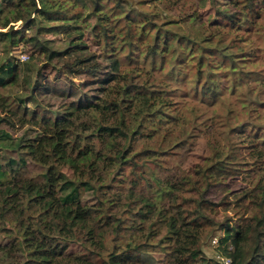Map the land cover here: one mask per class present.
<instances>
[{
  "label": "trees",
  "instance_id": "16d2710c",
  "mask_svg": "<svg viewBox=\"0 0 264 264\" xmlns=\"http://www.w3.org/2000/svg\"><path fill=\"white\" fill-rule=\"evenodd\" d=\"M240 1H244L245 9H253L256 0H233V8L223 9L222 14L237 22L236 12H244L239 8ZM103 8L100 0H93L97 17L94 27L113 70L117 71L122 52L130 61L143 60L151 69L161 68L169 77L179 79L187 75L184 63L189 66L197 58L191 65L196 73L191 79L195 95L209 102L219 100L221 81L203 58L202 51L209 47L204 45L207 37L177 33L161 24L139 21L128 12ZM66 11L59 0H0V109L5 112L0 123L13 124V118H17L22 125L31 122L41 130L32 138H14L4 129L0 131V186H8L0 197V234L7 238L0 243V264H5L3 257L16 253L24 256L21 264H103L105 228L113 233L108 257L114 263L141 264L150 248H160L165 256L159 264H220L203 250L204 238L220 232L216 250L230 256L233 264H264V182L247 189L245 184L233 186L245 169L228 151L215 146L211 153L201 154L202 161L192 167L177 166L168 159L175 151L188 150L184 146L191 135L184 130L175 133L184 122L168 101L161 99L153 110L145 111L133 128L125 121L124 102L130 96L129 89L142 86L135 79L121 87L118 100L79 95L76 103L72 101L60 110L47 112L37 107L45 84L41 72L38 70L31 81L30 62L18 63L10 57L12 47L29 45L33 59L44 64L55 59L64 61L70 71L96 72L100 68L96 54L84 49L82 32L79 42L70 41L63 49L53 47L49 39L38 34L43 22L38 21L39 16L53 20ZM121 20L124 23L119 25ZM18 21L21 23L15 27ZM33 31L35 34H29ZM70 57H75L73 62ZM118 77L114 73L102 81L114 84ZM9 85L21 87L13 101L16 106L1 93ZM69 93L76 94L73 90ZM30 101L33 109L28 108ZM88 110L98 111L103 119L97 137L105 132L123 137L117 160L122 168L131 169L130 187L116 189L94 167L98 152L91 141L94 135L79 130ZM144 121L159 130V144L136 150L134 142L143 134ZM245 126L238 123L235 132L251 136ZM11 151H16V156ZM30 158L46 165L43 179L17 181L16 173ZM67 163L75 168L77 176L70 177L63 171ZM87 191L99 197L98 204L84 205ZM222 204L226 206L224 211L220 209ZM216 215L223 220L218 221ZM9 216L14 218L16 229L8 226ZM74 238L87 240L96 251L66 255L62 246Z\"/></svg>",
  "mask_w": 264,
  "mask_h": 264
},
{
  "label": "rangeland",
  "instance_id": "374dc122",
  "mask_svg": "<svg viewBox=\"0 0 264 264\" xmlns=\"http://www.w3.org/2000/svg\"><path fill=\"white\" fill-rule=\"evenodd\" d=\"M59 1L66 7L65 15L53 20L39 16L38 21L41 19L43 22L39 25L38 34L44 39H49L53 47L63 49L70 41L79 42V32H82V41L86 45L84 49L88 54H96L100 68L96 72L83 69L70 71L64 61L55 59L52 63L44 64L43 61L33 59L30 57L32 48L29 45L20 44L12 47L8 53L10 57H14L18 63L30 62L31 81L36 77L38 70L41 72L40 76L45 84L39 92L40 104L36 105L38 108L47 112L60 110L72 101L76 103L79 95L118 100L121 96V87L135 79L142 86L129 89L130 96H125L124 102L125 121L129 127H135L141 115L145 111L153 110L162 99L168 101L170 103L168 106L170 105L183 118L184 128L171 124L177 126L175 133H181L183 130L187 133L191 132L187 137L188 145L184 146V149L188 150L181 153L175 151L174 154L168 155V159L174 161L177 166L192 167L197 164L196 162L202 161L201 154L211 153V148L215 146L220 150L228 151L232 159L243 165L240 167L245 169L233 186L245 184L247 189L264 182V0H256L253 9H245L244 1H240L239 8L244 12H236L239 17L237 22L227 19L222 14L223 9L233 8L231 6L233 0H214V2L213 0H100L106 11L110 8L115 9L114 11L111 9L114 13L118 10L125 11L139 21L148 20L156 25L161 24L165 29L170 28L177 33L189 34L192 37L200 38L201 35L207 37L204 45L209 47L202 52L203 58L210 63L209 66L216 73L217 80L221 81L222 96L217 102L201 99L194 93L191 79L196 73L191 65L196 63L197 58L192 60L189 66L187 62L184 63L183 69L187 71V75L179 79L169 77L166 75V70L161 68L151 69L143 60L130 61L122 52L119 54L118 69L113 70L110 60L102 53L103 41L94 27L97 17L94 14L93 0ZM246 13L247 20H245ZM74 15L77 16L76 19ZM20 23L21 21L15 22V27ZM123 23L124 20H121L119 25ZM35 32L29 34L33 35ZM226 55H231L233 58ZM74 58L70 57V62H73ZM114 73L119 74L117 83L109 84L102 81ZM72 90L76 94L69 93ZM1 93L13 106H16L13 101L21 93V87L9 85ZM129 97L131 100L128 99ZM34 106L32 101L28 103L29 109H33ZM22 112L23 108H20L19 113ZM0 116H5V112L1 109ZM13 119H15L13 124L2 121L0 131L4 129L14 138L21 136L32 138L40 134L41 130L33 123L27 122L22 125L17 118ZM240 122L247 125L245 127H248L247 132L250 131L251 136L248 135L249 133L235 132L239 130L237 124ZM99 123H103L100 113L88 110L83 114V123L79 128L84 135H94L91 141L98 148L94 167L99 174L107 177L116 189L128 188L133 183L131 169L122 168L117 160L119 149L123 147V137L106 132L101 133L103 137H97L100 135ZM152 128L149 122L144 121L143 134H140L141 136H138L134 142L136 150L158 146L160 133L159 130ZM255 141L257 143L252 144ZM10 154L16 156V151H11ZM62 169L70 177L77 176L75 168L69 163L64 164ZM45 171L46 165L42 161L30 158L26 165L19 168L16 180H42ZM156 171L160 172L157 168ZM7 187V185L0 186V197ZM98 199L99 197L91 191L83 195L84 205L98 204ZM225 207L222 204L221 211H224ZM33 211L35 210H31ZM229 213L233 214V211ZM216 219L222 221L223 216L216 215ZM14 224V218L9 216L8 226L16 229L17 226ZM103 234L105 236L103 264H131L121 260L114 263L109 259L113 233L105 228ZM219 235L220 232L215 236L207 235L203 240V250L214 258L218 253L214 239ZM6 239L0 234V243H5ZM62 248L68 256L89 255L90 251H96L90 242L82 238H74ZM164 256L165 252L162 249L150 248L149 252L143 255L141 264H159ZM3 260L5 264H21L24 256L16 253L3 257Z\"/></svg>",
  "mask_w": 264,
  "mask_h": 264
},
{
  "label": "built area",
  "instance_id": "2783aa9c",
  "mask_svg": "<svg viewBox=\"0 0 264 264\" xmlns=\"http://www.w3.org/2000/svg\"><path fill=\"white\" fill-rule=\"evenodd\" d=\"M214 243L215 244L218 243L217 238L214 239ZM216 259L220 264H233L232 258L230 256H227L219 252L216 254Z\"/></svg>",
  "mask_w": 264,
  "mask_h": 264
}]
</instances>
